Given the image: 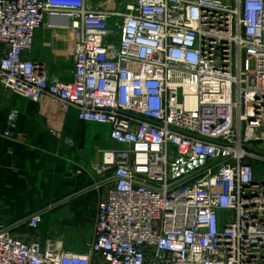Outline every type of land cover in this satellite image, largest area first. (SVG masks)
Returning a JSON list of instances; mask_svg holds the SVG:
<instances>
[{
  "label": "built area",
  "instance_id": "1",
  "mask_svg": "<svg viewBox=\"0 0 264 264\" xmlns=\"http://www.w3.org/2000/svg\"><path fill=\"white\" fill-rule=\"evenodd\" d=\"M45 25L66 33L67 78L29 56ZM0 86L67 146L71 113L108 127L85 250L0 223V264H264V0H0Z\"/></svg>",
  "mask_w": 264,
  "mask_h": 264
},
{
  "label": "crops",
  "instance_id": "2",
  "mask_svg": "<svg viewBox=\"0 0 264 264\" xmlns=\"http://www.w3.org/2000/svg\"><path fill=\"white\" fill-rule=\"evenodd\" d=\"M103 3L88 0L94 8ZM64 37L62 30L45 25L37 31L29 56L48 62L50 70L59 72L60 64L50 59L62 58ZM12 109L19 111V122L7 136V116ZM67 121L66 128L75 140L71 147L47 131L37 103L0 86V223L14 224V235L26 241L44 243L48 237L60 235L67 250L82 252L94 236L98 203L108 190V184H101L99 175L89 167L90 155L95 156L98 148L108 144V132H104L108 127L83 122L75 113ZM87 129L97 131L94 136L100 139L93 152L85 149ZM78 168L82 173H76ZM39 210H45V214L38 230L20 223Z\"/></svg>",
  "mask_w": 264,
  "mask_h": 264
},
{
  "label": "rangeland",
  "instance_id": "3",
  "mask_svg": "<svg viewBox=\"0 0 264 264\" xmlns=\"http://www.w3.org/2000/svg\"><path fill=\"white\" fill-rule=\"evenodd\" d=\"M66 34V33H65ZM68 40V39H67ZM67 40H65V45H64V48H63V46H61L60 47V49H61V52L63 53V55H61L62 56V58H58L57 60L56 59H50V61L51 62H56V63H59L60 64V70H59V73H60V75H61V78H67V74H70L71 72H72V70H73V67H72V62H71V60H70V56H71V52H69V49H68V47H67ZM64 57V58H63ZM67 123H68V121L66 122V126H65V134L68 136V137H70V138H72V139H74V137H73V133H71V132H69L68 130H67ZM46 125V124H45ZM97 125H99V124H97ZM104 126V125H103ZM46 128H47V125H46ZM95 129H101V128H96V127H94ZM106 130V129H105ZM47 131H48V128H47ZM49 132V131H48ZM104 132H108V131H104ZM95 133H97V131H95V130H93V129H87V130H85V133H84V135H85V140H86V146H85V149L88 151V152H93V149H95V144H99L100 143V139H99V136H97V137H95L94 136V134ZM74 142H75V140H74ZM93 146V147H92ZM90 157H93V155H90ZM264 165V164H263ZM262 164H258V166H257V171H259L260 169H263L264 168V166H263ZM260 177H263L264 178V174L263 175H260ZM58 223H60V222H58ZM60 226V225H59ZM62 227V226H61ZM61 227H59L60 229H61ZM59 230V229H58ZM84 234H86V233H84ZM83 234V235H84ZM82 235V236H83ZM76 236H78V235H76ZM81 235H79V237H80V240H84V236L82 237ZM70 238L72 239L73 237L72 236H70ZM69 238V239H70ZM70 239V240H71ZM76 241V240H75Z\"/></svg>",
  "mask_w": 264,
  "mask_h": 264
}]
</instances>
